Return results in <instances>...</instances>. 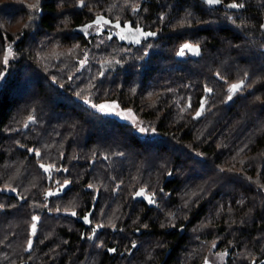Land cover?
<instances>
[{
    "label": "trees",
    "instance_id": "obj_1",
    "mask_svg": "<svg viewBox=\"0 0 264 264\" xmlns=\"http://www.w3.org/2000/svg\"><path fill=\"white\" fill-rule=\"evenodd\" d=\"M219 1L0 0V264H201L222 250V264H264V0ZM105 100L141 125L90 105ZM63 152L80 154L72 172L86 182L94 153L114 155L100 181L122 192L100 199L163 183L159 209L119 212L132 254L102 255L47 215V166ZM32 201L43 227L27 252Z\"/></svg>",
    "mask_w": 264,
    "mask_h": 264
},
{
    "label": "flooded vegetation",
    "instance_id": "obj_2",
    "mask_svg": "<svg viewBox=\"0 0 264 264\" xmlns=\"http://www.w3.org/2000/svg\"><path fill=\"white\" fill-rule=\"evenodd\" d=\"M72 155V154H71ZM70 153L63 152L62 158L59 163L51 162L47 166V177H46V187L43 192V197L45 198V204H49L46 210L47 215L52 216V220H57L60 222L58 227H62L71 236H79L80 241H86L89 246L96 249L102 255H107L112 257V259L118 256H123L124 254L130 255L139 245V240L135 237L130 239L127 238L128 228L127 219H130V215L123 216L119 212L122 207L127 208V212L132 211V204H140L144 206L145 212L151 209H159V197L160 191L163 190V183L148 184V185H137L135 189L129 193L130 198L124 199V201H115L113 199L105 200L104 198H99L98 193H96L95 186L91 185L90 181L87 179L80 178L76 179L72 169L76 164H82V159L80 154L77 153L75 157H72ZM107 163H118L115 162L113 154H102L97 156L96 153L93 157L89 159V170L95 175L92 180H102L105 177L100 176V165L105 166ZM157 172V171H155ZM155 176V173H154ZM112 177L109 176V178ZM158 174L156 175V178ZM112 188V193L118 194L122 189L120 183L114 181L106 184L108 188ZM95 189V191H93ZM50 190L51 196L48 199L45 196V192ZM62 191L58 194L57 192ZM55 192L56 194H52ZM91 192V196L88 200H85V193ZM137 193H141L137 195ZM18 203L24 202L22 198L17 195ZM32 215H30V223L28 225V235L25 244V249L30 237V230L32 223L36 222V232L34 235V245L37 238L40 236L41 229L43 227V219H41L38 214L43 212V204L38 201L30 202ZM39 207V212L36 211ZM44 208V207H43ZM33 217H38L37 220H33ZM138 226V225H137ZM151 223L143 221L140 223V229L136 231V235L144 234L148 235V232L152 231ZM49 232V231H48ZM130 239V240H128ZM31 249V251H32ZM29 251V252H31ZM152 252V251H151ZM169 251L166 252L168 254ZM219 260H214L211 257L205 258L204 262L201 264H222Z\"/></svg>",
    "mask_w": 264,
    "mask_h": 264
},
{
    "label": "rangeland",
    "instance_id": "obj_3",
    "mask_svg": "<svg viewBox=\"0 0 264 264\" xmlns=\"http://www.w3.org/2000/svg\"><path fill=\"white\" fill-rule=\"evenodd\" d=\"M90 105L95 110L101 112L104 115H108V116L114 117V118H116V119H118L120 121H123V122H126L128 124H131L133 128H137L138 126L141 125L140 122H139V119L137 118V116L133 113V111L130 108H124V107L120 106L118 103H116L114 101L105 100V101H101V102L94 103V104L90 103ZM100 105H106L107 107L105 109L101 110L98 107ZM144 134H145V132L143 133V135ZM96 139H98L99 141L103 140L101 137H98ZM167 155H169V153H167ZM158 156L161 157L162 155L160 154ZM159 157H157L158 159H155V160H147V162L145 164V165H147L145 167V172L149 173V172H152V171L153 172L157 171V169L154 168V167L157 164L160 165ZM161 163H162V161H161ZM90 183H91V185L95 186V188H96V193L95 194H97V192H100L102 190H106V186L104 185L103 181L90 180ZM104 198H105V195H104ZM26 222H27V218H26ZM29 223H30V218L28 217L27 225H29ZM18 234H19L20 238L24 237V235L21 236V232L20 231H19ZM24 234L28 235V226H27V231H24ZM25 244H26V242H25ZM210 257L212 259H214V260H219L222 263H225L226 260H227V252L224 251V250L216 252V253L210 252Z\"/></svg>",
    "mask_w": 264,
    "mask_h": 264
},
{
    "label": "water",
    "instance_id": "obj_4",
    "mask_svg": "<svg viewBox=\"0 0 264 264\" xmlns=\"http://www.w3.org/2000/svg\"><path fill=\"white\" fill-rule=\"evenodd\" d=\"M143 1H144V0H142V2H143ZM142 2H141V3H142ZM218 3H220L219 0H218L217 4H218ZM81 5H82V4H80L79 6H81ZM140 6H141V4L138 5V6L136 7V9L139 10V9H140ZM74 30H76V31H80V30L77 29V28H75ZM183 46H184V45H180V46H179V48H178V53L181 52V49L183 48ZM183 51H184V49H183ZM206 89H210V88L206 87V88L204 89V94H203V96L200 98V104H199V106H198L196 112L194 113V117H195V118L198 117V116H197V112H200V114H201V113L204 111V109H205V99H206L207 95H208L209 93H211V89H210V91H207ZM33 121H34V118H33L32 116H30V117L27 119V121L25 122L24 125L27 126L28 124H30V123L33 122ZM35 155H36V157H39L40 154H39V152H36ZM171 175H172V170H169L168 173H167V175H166L165 181L169 180V179L171 178ZM57 193L60 194V193H62V191H59V192H57ZM52 194H56V193H55V192H52ZM45 196H46L48 199L50 198V196H51V192H50V190H47V191L45 192ZM33 224H35V231H33ZM35 232H36V222L32 223V225H31L30 237H29V240H28V243H27V247H26V251H27V252L31 251V249H32V246H33V243H34V235H35Z\"/></svg>",
    "mask_w": 264,
    "mask_h": 264
},
{
    "label": "snow or ice",
    "instance_id": "obj_5",
    "mask_svg": "<svg viewBox=\"0 0 264 264\" xmlns=\"http://www.w3.org/2000/svg\"><path fill=\"white\" fill-rule=\"evenodd\" d=\"M207 2L209 3V4H213V3H217L218 2V0H207ZM233 6H236V5H233ZM90 27V26H89ZM143 35H154V33H142ZM183 49H190V50H192V51H196V49H194V48H191V46L190 45H187V44H185L184 46H183V48L181 49V54H183ZM9 55H10V53H9ZM5 61H7V56L5 57ZM0 75H3L2 73H0ZM241 84H243V81H241L239 84H234V85H232L231 86V91H236L238 88H240V86H241ZM207 91H210V89H206ZM101 110H103V109H105L107 106L106 105H100V106H98ZM200 115V112H197V116H199ZM141 193H137V195H140ZM38 219V217H33V220H37ZM33 231H35V224H33Z\"/></svg>",
    "mask_w": 264,
    "mask_h": 264
}]
</instances>
